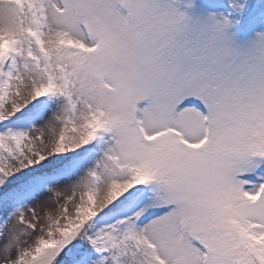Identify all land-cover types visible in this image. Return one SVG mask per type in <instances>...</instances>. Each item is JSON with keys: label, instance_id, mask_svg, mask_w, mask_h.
<instances>
[{"label": "snow or ice", "instance_id": "obj_1", "mask_svg": "<svg viewBox=\"0 0 264 264\" xmlns=\"http://www.w3.org/2000/svg\"><path fill=\"white\" fill-rule=\"evenodd\" d=\"M0 264H264V0H0Z\"/></svg>", "mask_w": 264, "mask_h": 264}]
</instances>
